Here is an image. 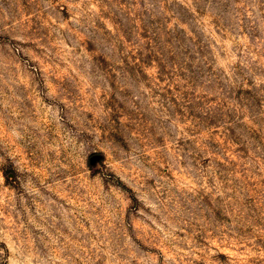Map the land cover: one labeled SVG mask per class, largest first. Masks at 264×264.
I'll return each instance as SVG.
<instances>
[{"label": "rangeland", "instance_id": "374dc122", "mask_svg": "<svg viewBox=\"0 0 264 264\" xmlns=\"http://www.w3.org/2000/svg\"><path fill=\"white\" fill-rule=\"evenodd\" d=\"M0 264H264V0H0Z\"/></svg>", "mask_w": 264, "mask_h": 264}]
</instances>
